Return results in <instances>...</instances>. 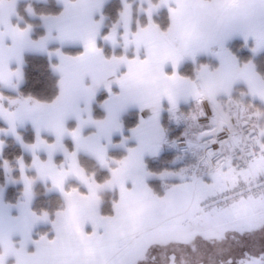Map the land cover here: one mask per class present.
<instances>
[{
	"label": "snow or ice",
	"instance_id": "1",
	"mask_svg": "<svg viewBox=\"0 0 264 264\" xmlns=\"http://www.w3.org/2000/svg\"><path fill=\"white\" fill-rule=\"evenodd\" d=\"M144 2L137 12L125 0L118 20L102 34L103 0H78L56 14H41L47 34L38 40L31 39V24L23 28L10 24L9 17L15 14L11 4L0 9V25L6 29L0 32V83L6 88L17 89L23 80L21 67L9 71L7 61L14 58L22 65L25 50L46 53L50 59L55 56L58 63L51 66L61 73L72 64L127 66L122 75L103 84L108 93L102 104L103 121L91 114L99 84L83 96L85 107L77 108L75 127L68 126V108L74 101L63 90L52 104L34 101L41 111L55 106V114L45 125L47 136L41 135V116L27 109L32 97L18 101L0 95L4 101L0 119L7 125L0 127V134L15 136L32 154L30 164L23 156L17 158L19 181L24 184L23 200L15 206L19 214L11 216L10 205L0 208V227L5 217L13 222L9 232L22 237V253L29 243L35 246L34 252H27L28 264H264V76L252 61L241 64L225 46L239 33L245 43L254 38L253 54L264 49V0H147V7ZM162 7L168 13L166 28L153 19ZM26 11L34 14L30 6ZM96 14L99 20L93 19ZM139 15L145 17L143 22ZM85 21L91 27L80 41L83 51L69 56L59 47L49 50L53 27L60 31L62 41L72 40L77 26ZM6 34L10 45L4 40ZM101 40L113 49L122 41L125 49L133 46L135 52L106 57ZM213 46L218 67L200 64L194 78L179 73L186 58L195 62L199 53ZM168 65L170 74L165 71ZM241 82L246 90L235 98L234 86ZM113 84L119 86L118 93L113 92ZM182 100L193 105L186 119L192 122L189 129L197 131L186 141L187 163L158 174L162 193H157L147 183L157 174L147 169L144 157L157 155L167 143L161 113L166 110L179 119L176 113ZM16 104L20 107L10 111L9 106ZM130 106L149 114L142 115L131 129L136 147L127 148V157L116 161L108 149L125 145L127 138L114 145L112 135H122L120 115ZM80 111L88 113L86 120L80 119ZM29 121L36 129L30 144L17 132V124ZM87 124L96 125L99 133L83 135ZM101 137L106 143H100ZM66 140L71 141V149ZM3 148L0 140V153ZM82 149L106 175L89 174L79 164ZM40 150L47 153L46 160H41ZM57 153L63 154L59 164L54 161ZM3 166L11 171L7 160ZM26 168H34L37 178L50 180L67 208L54 216L31 210L34 178L26 174ZM69 177L75 184L66 189ZM105 190L114 194L107 211L99 199ZM40 222L52 225V238L45 233L32 239L33 226ZM86 225L91 226L90 232L85 231Z\"/></svg>",
	"mask_w": 264,
	"mask_h": 264
},
{
	"label": "trees",
	"instance_id": "2",
	"mask_svg": "<svg viewBox=\"0 0 264 264\" xmlns=\"http://www.w3.org/2000/svg\"><path fill=\"white\" fill-rule=\"evenodd\" d=\"M157 1V0H153ZM31 7L34 14H29L26 10ZM123 8L122 0H110L104 7L103 15L106 17L105 25L102 34L107 33L109 28L113 23L118 20V14ZM63 7L59 5L55 0L46 1H35L26 0L18 5L17 16L14 19V23L23 28L27 24L33 26L32 29V39L37 40L44 35L45 30L42 26V21L40 19L41 14H56L61 11ZM135 10L138 12V5L135 4ZM138 18L141 22L144 21L145 17L139 15ZM153 19L157 21L162 28H166L168 24V13L167 9H163L156 14ZM243 44L241 41H239ZM100 46L104 48L106 56L111 57L115 52L116 55L120 56L122 54L121 49L113 51L110 47H107L100 41ZM53 48V47H52ZM81 50L66 48L65 52L70 54H77ZM235 53L240 57V53L248 55V51L242 49L240 53L235 51ZM241 61L246 63L250 61L249 56H244ZM25 83L20 89V94L23 97H32L40 102H52L59 94V79L60 76L52 68V64L56 63L55 60L49 58L46 54H33L29 53L25 56ZM254 62L257 68V72L264 76V51L261 52L257 57L254 58ZM180 74L187 76L189 78H194L195 67L191 63H186L180 70ZM7 95L17 96V93L4 91ZM108 94L102 92L97 96V103L95 106L94 116L96 119H101L105 116V111L100 107V104L106 99ZM257 106L260 105L258 101H255ZM193 107L191 104L190 107ZM179 118V117H178ZM139 121V114L137 111H131L123 117V123L126 130H130L137 126ZM186 120L181 117L177 120L172 121L168 114L166 113L163 118V125L167 133L168 144L165 147L163 153L158 159L147 161V168L149 171L154 173H161L164 170L178 169L182 163H187L189 157H179L178 153L169 146V143L179 137L194 138L192 135H188ZM0 127H6L0 121ZM25 143H32L35 139L36 133L32 129L20 130L18 132ZM187 134V135H186ZM51 139V137H49ZM6 146L4 152L0 156V185L6 184V171L3 166V161L7 160L12 168H15L14 177L19 178L20 172L18 170L17 158L23 156L26 164H29L31 157L26 155L18 142L12 137L4 138ZM65 143L71 149L72 143L67 140ZM126 155L124 150H114L110 151L109 156L114 158L116 161L123 159ZM178 159V160H176ZM183 159V160H179ZM185 159V160H184ZM80 164L84 169L87 170L89 174L95 173L97 177H103L107 173L101 169L96 162L86 156L80 158ZM113 164V167H116ZM150 186L157 193H162V182L161 180H151ZM46 185L38 183L36 186V197L32 205L33 211L40 213L42 211H47L50 216L61 210L64 206V199L61 195L55 193H48ZM22 186H7L5 199L9 203H14L20 195ZM100 195L103 199V210L107 211L112 200V194L110 192L101 191Z\"/></svg>",
	"mask_w": 264,
	"mask_h": 264
},
{
	"label": "crops",
	"instance_id": "3",
	"mask_svg": "<svg viewBox=\"0 0 264 264\" xmlns=\"http://www.w3.org/2000/svg\"><path fill=\"white\" fill-rule=\"evenodd\" d=\"M23 1H26V0H0V9H7L10 4L14 7L15 14H13L11 17H9V22H10V24L12 26L16 25L14 23V19L17 16L18 5H19V3L23 2ZM35 1H46V0H35ZM55 1L59 5H61L63 8H65L66 6L67 7H71L73 4L78 3V0H55ZM109 1L110 0H103L102 12L104 10L105 5ZM122 2L124 3L125 0H122ZM128 2L133 4L134 9H135V4L138 3L137 0H128ZM137 5H138V10H139V8L141 7V4L138 3ZM93 19L94 20H99V14L94 15ZM105 21H106V17L104 16L103 27L101 29V33L103 31V28H104V25H105ZM42 26H43V24H42ZM90 27L91 26L86 21L80 23L77 26V29L73 33L74 39H72V40L65 39L63 41L60 39V31L56 27H53V29L51 31V37H50V40H49V50L55 52V49L59 47V48H61L62 52H64L66 55H69V56L78 55L81 51H83V48L81 46L80 41L87 34V32L89 31ZM43 28L45 30V33H44V35H45V34H47V32H46V29H45L44 26H43ZM0 32H6V29H5L4 25H0ZM31 34H32V32L30 33V36H31ZM31 39H32V36H31ZM4 40H5V42L7 44H9V45L11 44V37L8 36L7 34L4 36ZM102 42H103V44L105 46L110 47L113 51H115L117 49H121L122 50V54L121 55H131V54H134V52H135V49H134L133 46H129L127 49H125L122 41L118 44V46L115 49H113L111 43H106L104 41H102ZM99 44H100V41H99ZM66 48L80 49L81 51L79 53H77V54H70V53L65 52ZM29 53L46 54V53L37 52V51L25 50L23 52V54H22L23 55V63H22V65H17V63H16L14 58L9 59L7 61L8 70L9 71H14L17 67H21L22 72H23V80L20 82V84L18 85L17 89L6 88L5 85L0 83V95L5 96L6 98H8L10 100H18V101L19 100H23L24 98H27V97H23L20 94V89L25 83V69H24L25 68V63H26L25 62V56H26V54H29ZM104 54L106 56L105 51H104ZM106 57H108V56H106ZM51 59L55 60L56 63H58V59L55 56H53ZM188 61H190V58H186L181 63V66H180V68L178 70L179 73H180V70L182 69V67ZM125 71H127V66L124 63L118 64V65H101V64H98V63H93V64H90V65H87V66L72 64V65H66L65 71L63 73L56 71V73L60 76L59 83H58L59 94H60L61 90H63L65 95H70L72 97L73 101H74V103L68 108V116H69V118H68V126L70 128L76 126V124H77L76 110H77V108L83 109L85 107L84 101H83V96L85 95V93H86V91L88 89L95 88L97 86V84H99V90L96 92V100L92 104V113L91 114H92V118L94 120L103 121L105 119V117H106V111L102 107L103 102L100 104V107L105 111V116L103 118H101V119H96L95 116H94L95 106H96V103H97V96L100 93H102V92H106V90L103 87V84L105 82L110 81V80H114L117 75H122ZM165 71L170 74L171 71H172L171 66L170 65L166 66ZM61 80H63V84L62 85L60 83ZM13 82H15V78L14 77H13ZM241 84H243V83L241 82ZM243 85H244V87L246 89V85L245 84H243ZM112 90H113V92H117L118 93L119 92V86L116 85V84H113ZM4 91L17 93V96L7 95ZM34 101H36V100L33 99V101L29 102V104L27 105V109L30 110L29 114L41 116V120H40L41 135L42 136H47L48 133L45 130V125L50 122L51 117L55 114V106H53V108H49V109H45V110L41 111L39 108L36 107ZM256 101H259V100L257 99ZM52 102H42V103H44V104H52ZM3 103H4V101L0 100V104H3ZM162 103L164 105V108L167 109V107H168L167 102L164 101ZM191 104H192L191 101H189L188 103H185L182 100L180 102V104H179V109L180 110L176 113V117H178L179 115L180 116L181 115H186L187 114V110H185V107H188V106L190 107ZM19 107H20L19 104L10 105L9 106V110L10 111H15ZM188 109H192V108L190 107ZM131 111H137L138 112L139 120H140V117L142 115L146 118L147 115L149 114L147 111L141 113L140 110L138 109V107H136V106H130L123 113H121L120 122H121L122 127H123V133H122V135H121V133H118V132L117 133H113L112 141H113L114 145H119L121 143L122 139L127 138V140H126V143H125V145L123 147H109L108 155H109L110 151L124 150V151H126L125 157H127V155H128L127 148L136 147L137 141L132 137L131 129L130 130H126V128L124 126V123H123V117L126 114H128L129 112H131ZM166 113L168 114V117L172 118L170 116V114L166 110L161 113V121H160V123H161V126L163 127L164 130H165V128H164V125H163V118H164V115ZM79 115H80V119H82V120H86L87 117H88V113L85 112V111H80ZM0 121L7 127V125L4 123V121L2 119H0ZM138 123H139V121H138ZM26 129H32L36 133V129L34 128L33 124L30 121L26 122L23 126H20L19 124H17V132H19L20 130H26ZM187 131H188V135H192L191 129L187 128ZM98 133H99V129H98V127L96 125L87 124V125L84 126L83 135L88 136V135H93V134H98ZM165 136H166L167 143H165V144H163L161 146V149H160V151L158 152L157 155H155V156H151V155H147V154L145 155L144 162H145L146 167H147V161L149 159H151V160L158 159L161 156V154L163 153L165 147L168 144V138H167L166 130H165ZM5 137H12V138H14L16 140L15 136H13L11 134H8V135L0 134V140L4 141V148H3L2 153L4 152V149H5V146H6V143H5V140H4ZM17 142H18L19 145H21V142H19V141H17ZM100 143L104 144V143H106V141L103 140V138L101 137ZM21 147H22V145H21ZM22 149H23V151H24V153L26 155H29L32 158V154H31L30 151L24 149L23 147H22ZM2 153H0V156L2 155ZM38 155L40 156L41 160H46L47 159V153L44 152L43 150H40L38 152ZM82 156H86V157H89V158L93 159L96 162V164L99 166L97 161L94 158H92L89 154H87L83 149L78 154L79 164H80V158ZM54 161L57 164L61 163L63 161V154L62 153H57L54 156ZM65 167H67V165H65ZM25 171H26V174L29 173V172L34 173V177L36 178V179H34V183H33L34 186H35V182L36 183L42 182L44 185H46L47 191L49 193H55V194L61 195V193L58 190H56L55 188L52 187V184H51L50 180L46 181V180L37 178V172H36V170L34 168H26ZM155 174H157V175L148 179L147 183L149 184V186H150V181L151 180H160L158 178V174L159 173H155ZM70 184H75V180L72 179L71 177H69V178H67L65 180L66 189L69 187ZM33 185H32L33 196H32L31 202H30V209L31 210H33L32 209V205H33L34 198H35L34 197ZM104 192H110L112 194V197H114V194H113L112 191L105 190ZM99 199L101 201H103L102 196L100 195V193H99ZM22 200H23V195L19 198L18 201H16L15 204L8 203L6 201V199H5V189H3L2 193H0V208H3V206H5V205H10L11 208L7 209V211L10 213L11 216H17L19 213H18V209L15 206L18 204V202H21ZM10 223H12V222L10 220H8L7 217H5L3 227H0V258H1V256H4V254H3L4 248H8V250L10 251V255L11 256H9V259L6 258L5 261H1V259H0V264H6V262H8V264H16L18 256L24 255L25 257H28L27 256V252H34L35 251V246L33 244L29 243L27 245V247H26L27 251L24 252V253L21 252L20 241H21L22 237L19 235V233H10L9 232L8 225ZM41 225H45V223L44 222H40V223H37L36 225L33 226L32 234H31L32 236L35 237L36 231L38 230L37 228H39ZM16 240H17V242H16ZM11 247H13L12 250H11Z\"/></svg>",
	"mask_w": 264,
	"mask_h": 264
},
{
	"label": "rangeland",
	"instance_id": "4",
	"mask_svg": "<svg viewBox=\"0 0 264 264\" xmlns=\"http://www.w3.org/2000/svg\"><path fill=\"white\" fill-rule=\"evenodd\" d=\"M138 3L141 4V0H137ZM153 3H158L159 0L157 1H153ZM137 3V4H138ZM144 7H147V0H145L144 4H143ZM163 9H166L165 7H162L159 11L163 10ZM155 16V15H154ZM239 41H241L243 44H241ZM225 46L237 57L238 61L243 64V62L241 61V59L244 57V56H249L250 57V61H252V63L255 65V62H254V58L257 57L261 52L264 51V49H261L260 51H258L257 53L253 54L252 51H251V48L255 46V41H254V38L252 37H249L248 40H247V43H245V40H244V37L242 35H240L239 33H237L236 35H233L228 41L225 42ZM244 49V50H247L248 51V55H244V54H241V50ZM216 47L213 46L209 51H206V52H201L199 53L197 56H196V59H195V62H193V60L190 58V61H188L187 63H191L194 65L195 67V71H196V68L200 65V64H208L210 69H215L216 67L219 66V61L218 59L212 54L214 51H216ZM235 51H237L238 53H240V57L235 53ZM247 63V62H246ZM255 68H256V65H255ZM256 71H257V68H256ZM245 87L243 84H237L234 86V92H233V96L235 98H238V94H239V91H245ZM260 103V101H258ZM190 108L189 106L188 107H185V110H187V114L186 115H179L178 117H181L183 120H186V124H187V128L189 129V125L192 123L190 120L186 119L188 113L192 110V109H188ZM192 108V106H191ZM172 121L174 120H177V118H171ZM197 131L195 128H191V133ZM187 135V134H186ZM187 137V136H186ZM32 160V158H31ZM178 160V159H176ZM180 161L183 160V159H179ZM185 160V159H184ZM31 163V161H30ZM29 163V164H30ZM9 167L11 168V171L10 172H6V184L5 185H0V189H5V193H6V188L7 186H22V190L20 192V195L19 197L17 198V201L19 200V198L22 196L23 194V190H24V185H23V182H20L19 181V178H15L14 177V170L15 168H12L10 165ZM18 170H19V166H18ZM28 176L30 177H33L34 179H36L34 177V173H27ZM12 182V183H11ZM14 182V183H13ZM39 183H42V182H39ZM38 183L35 182V186H37ZM43 184V183H42ZM33 185V189H34V197H36V187ZM35 187V188H34ZM47 189V188H46ZM48 192V191H47ZM49 193V192H48ZM62 196V195H61ZM63 197V196H62ZM64 199V197H63ZM113 199V197H112ZM35 200V198H34ZM9 203V202H8ZM16 202L14 203H10V204H15ZM67 208V203H66V200L64 199V206L62 209H66ZM12 222V221H11ZM13 223V222H12ZM38 230L36 231V235L35 237L32 236V239L33 240H36V239H39V236L40 235H43L45 233L48 234L49 238H52L54 236V230L52 229V225L49 224V223H45V225H41L39 228H37ZM85 231H88L90 232L91 231V226L90 225H86L85 227ZM32 234V233H31ZM18 240V239H17ZM16 240V242H17ZM13 247H11V250H12ZM3 254L4 256H1V261H5V259H9V256L10 255V251L8 250V248H4V251H3ZM6 264H8V262H6ZM16 264H28V257H25L24 255H20L17 257V263Z\"/></svg>",
	"mask_w": 264,
	"mask_h": 264
},
{
	"label": "built area",
	"instance_id": "5",
	"mask_svg": "<svg viewBox=\"0 0 264 264\" xmlns=\"http://www.w3.org/2000/svg\"><path fill=\"white\" fill-rule=\"evenodd\" d=\"M188 139L189 138L187 137H179L169 143V146L178 153L180 158L190 156V154L186 151V141Z\"/></svg>",
	"mask_w": 264,
	"mask_h": 264
}]
</instances>
